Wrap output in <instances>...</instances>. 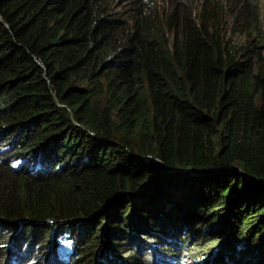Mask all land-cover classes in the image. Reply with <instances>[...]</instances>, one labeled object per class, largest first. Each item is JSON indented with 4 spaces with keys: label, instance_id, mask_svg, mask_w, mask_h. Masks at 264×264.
Listing matches in <instances>:
<instances>
[{
    "label": "trees",
    "instance_id": "16d2710c",
    "mask_svg": "<svg viewBox=\"0 0 264 264\" xmlns=\"http://www.w3.org/2000/svg\"><path fill=\"white\" fill-rule=\"evenodd\" d=\"M170 2L0 0V264H264L262 0Z\"/></svg>",
    "mask_w": 264,
    "mask_h": 264
},
{
    "label": "rangeland",
    "instance_id": "374dc122",
    "mask_svg": "<svg viewBox=\"0 0 264 264\" xmlns=\"http://www.w3.org/2000/svg\"><path fill=\"white\" fill-rule=\"evenodd\" d=\"M119 2L123 0H118ZM161 0H157L159 3V9H161ZM166 2H170V0H165ZM188 2L189 9L193 16H195L198 20V11L202 0H186ZM170 8L171 2H170ZM258 13L260 14V26L261 29L259 32H255L254 29H251V37L257 38L260 40V44L264 43V0H262ZM214 25L218 32V40L226 43V46L231 49L232 52L236 54V57L239 58V53L241 48H243L246 44V35L243 33L245 29V20L241 16H234L230 8L225 7L222 11L219 12V17L214 21ZM261 33H263V37H261ZM223 46V45H222ZM263 54V52H262ZM159 261L162 264H194L190 260L181 261L179 259H162L159 258Z\"/></svg>",
    "mask_w": 264,
    "mask_h": 264
}]
</instances>
